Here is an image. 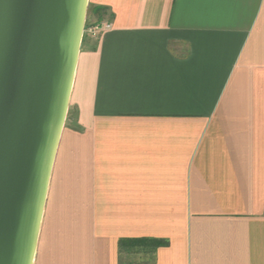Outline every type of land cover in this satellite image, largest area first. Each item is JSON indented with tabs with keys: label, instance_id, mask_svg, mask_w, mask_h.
Masks as SVG:
<instances>
[{
	"label": "crops",
	"instance_id": "0c3cea01",
	"mask_svg": "<svg viewBox=\"0 0 264 264\" xmlns=\"http://www.w3.org/2000/svg\"><path fill=\"white\" fill-rule=\"evenodd\" d=\"M35 264H264V0L89 1Z\"/></svg>",
	"mask_w": 264,
	"mask_h": 264
},
{
	"label": "water",
	"instance_id": "95a60500",
	"mask_svg": "<svg viewBox=\"0 0 264 264\" xmlns=\"http://www.w3.org/2000/svg\"><path fill=\"white\" fill-rule=\"evenodd\" d=\"M90 0H0V264H35Z\"/></svg>",
	"mask_w": 264,
	"mask_h": 264
},
{
	"label": "trees",
	"instance_id": "16d2710c",
	"mask_svg": "<svg viewBox=\"0 0 264 264\" xmlns=\"http://www.w3.org/2000/svg\"><path fill=\"white\" fill-rule=\"evenodd\" d=\"M163 245L164 241L155 239H122L119 242L121 253L129 251L132 254H152Z\"/></svg>",
	"mask_w": 264,
	"mask_h": 264
},
{
	"label": "built area",
	"instance_id": "2783aa9c",
	"mask_svg": "<svg viewBox=\"0 0 264 264\" xmlns=\"http://www.w3.org/2000/svg\"><path fill=\"white\" fill-rule=\"evenodd\" d=\"M112 29V24L108 22L97 23L95 25L89 26L87 31L94 37L102 35L107 31Z\"/></svg>",
	"mask_w": 264,
	"mask_h": 264
}]
</instances>
